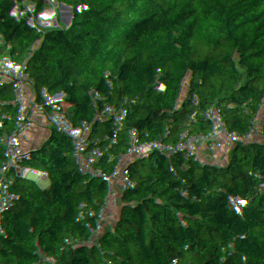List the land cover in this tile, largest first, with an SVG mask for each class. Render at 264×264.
Masks as SVG:
<instances>
[{"label":"trees","instance_id":"trees-1","mask_svg":"<svg viewBox=\"0 0 264 264\" xmlns=\"http://www.w3.org/2000/svg\"><path fill=\"white\" fill-rule=\"evenodd\" d=\"M80 1L37 15L44 49L0 0V140L3 119L32 139L0 163V221L48 264L74 263L66 236L78 264H168L170 239L188 264H264V1L232 25L204 13L251 0Z\"/></svg>","mask_w":264,"mask_h":264},{"label":"built area","instance_id":"built-area-1","mask_svg":"<svg viewBox=\"0 0 264 264\" xmlns=\"http://www.w3.org/2000/svg\"><path fill=\"white\" fill-rule=\"evenodd\" d=\"M49 1V0H46ZM264 0H251L248 4L241 7L237 12L229 11L226 9L207 11L204 13L205 19L209 23L214 24H236L245 18L246 13L254 8H258ZM79 2H81L79 0ZM25 8V25L27 36L36 41L41 48L51 47L59 43V33L54 24L41 23L37 17L40 5H36L34 0H22ZM2 133L3 137L0 140V163L19 159L18 150L22 143L28 145L32 144V139L24 140L22 135L18 134L9 120H2ZM45 137H38L35 139L36 143L44 142ZM25 141V142H24ZM30 150V148H28ZM143 219L146 220L147 213H142ZM118 222H123V217L118 216ZM23 225L9 226L6 221H0V230L2 237L7 239L4 243L0 236V243L3 244L7 250L8 258L13 259L18 264H48L49 256L42 254L40 257H33L26 244L22 241ZM54 237V234H52ZM59 251L64 249L71 251L75 261L73 264H78L81 259L82 252L84 251V242L81 238L74 236H66L63 241L55 247ZM155 245L149 248L150 252H154ZM162 248L169 254L170 261L168 264H188L184 259L182 249L178 241L174 239L167 240L163 243ZM88 264H96L95 261H90ZM140 264H149L143 261ZM209 264H219L218 260H212Z\"/></svg>","mask_w":264,"mask_h":264},{"label":"crops","instance_id":"crops-1","mask_svg":"<svg viewBox=\"0 0 264 264\" xmlns=\"http://www.w3.org/2000/svg\"><path fill=\"white\" fill-rule=\"evenodd\" d=\"M43 11H44V8L40 7L37 15H41L43 13ZM30 150L28 149V145H26V143H22L20 149L18 150V154L23 153L24 155L28 156ZM0 264H9V258H8L7 250H6L5 246L1 243H0Z\"/></svg>","mask_w":264,"mask_h":264},{"label":"rangeland","instance_id":"rangeland-1","mask_svg":"<svg viewBox=\"0 0 264 264\" xmlns=\"http://www.w3.org/2000/svg\"><path fill=\"white\" fill-rule=\"evenodd\" d=\"M56 2H60V0H49V1H43V2L41 3L40 7L45 8V6H47L48 4H50V3H56ZM37 13H38V12H37ZM31 147H32V144L30 143L28 148L31 149ZM19 153H20V152H19ZM19 157L24 159V158H26L27 156L24 155L23 153H20V154H19Z\"/></svg>","mask_w":264,"mask_h":264},{"label":"water","instance_id":"water-1","mask_svg":"<svg viewBox=\"0 0 264 264\" xmlns=\"http://www.w3.org/2000/svg\"><path fill=\"white\" fill-rule=\"evenodd\" d=\"M22 138H23L24 140H30L28 137L23 136V135H22Z\"/></svg>","mask_w":264,"mask_h":264},{"label":"snow or ice","instance_id":"snow-or-ice-1","mask_svg":"<svg viewBox=\"0 0 264 264\" xmlns=\"http://www.w3.org/2000/svg\"><path fill=\"white\" fill-rule=\"evenodd\" d=\"M241 203H243V201H241Z\"/></svg>","mask_w":264,"mask_h":264}]
</instances>
